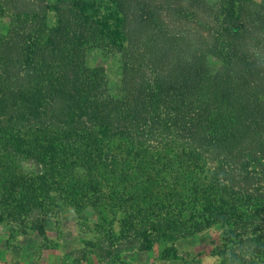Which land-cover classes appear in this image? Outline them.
Segmentation results:
<instances>
[{"label":"trees","instance_id":"obj_1","mask_svg":"<svg viewBox=\"0 0 264 264\" xmlns=\"http://www.w3.org/2000/svg\"><path fill=\"white\" fill-rule=\"evenodd\" d=\"M1 13L0 223L44 238L54 199L93 211L99 259H175L178 239L217 225L215 264H264V0H0ZM88 45L119 56L116 94L84 65Z\"/></svg>","mask_w":264,"mask_h":264},{"label":"rangeland","instance_id":"obj_2","mask_svg":"<svg viewBox=\"0 0 264 264\" xmlns=\"http://www.w3.org/2000/svg\"><path fill=\"white\" fill-rule=\"evenodd\" d=\"M212 2L214 0H207ZM8 22V17L5 13L0 14V33L4 31ZM48 22H52L51 16H48ZM84 65L88 68L100 67L107 81V86L112 94H116L120 82L122 80V72L120 66L119 56L114 53H109L104 51L97 45H88L85 48L84 53ZM205 65L207 67V76L199 82L196 92H195V102L201 104L205 109L211 107L212 98L209 95L210 80L211 76L216 72L220 66V61L214 56H207L205 59ZM53 206H55V212L47 215L54 220V229L59 235L61 233L62 227L66 224L71 223V213L67 211L73 209L71 206L54 199L51 200ZM74 210V209H73ZM73 214L76 217V224L74 233L77 237L73 240L74 246L83 245L88 240H91L97 236L99 227L95 220V215L89 207L83 209L74 210ZM40 224V220L38 222ZM71 228V224H70ZM31 229L24 228L21 223L15 221H3L0 223V241L6 240L9 244L16 243L20 240L21 234L28 233ZM113 230L117 228L113 225ZM36 233V230L32 229ZM219 232V227L217 225H212L207 227L189 237L178 239L173 244V249L175 250L176 258L174 260L165 261L160 258L157 254V249L153 248L155 253V264H184L183 259L190 260L191 258H197V264H215V258L209 254L213 242L216 240ZM29 234V233H28ZM20 236V237H19ZM59 238L57 236L46 239L40 237L39 245H56ZM86 251L89 247H86ZM93 252L92 250H90ZM72 255V254H71ZM80 254H75L74 256L67 257L66 259L74 260L79 259ZM183 258V259H182Z\"/></svg>","mask_w":264,"mask_h":264},{"label":"crops","instance_id":"obj_3","mask_svg":"<svg viewBox=\"0 0 264 264\" xmlns=\"http://www.w3.org/2000/svg\"><path fill=\"white\" fill-rule=\"evenodd\" d=\"M68 209L67 211L71 213V228L70 224H66L62 227L59 235L54 229L55 222L53 219L48 216L40 218L44 237L50 239L57 236L59 240L56 245H39L40 236L31 229L28 231L29 234L27 232L21 234L20 240L16 243L9 244L6 240L0 241V264H155V253L152 247L144 250L120 251L118 259L111 261L99 259L94 252L90 251L88 243L94 238L82 246H74L73 240L77 237L76 233L73 232L76 217L73 214L74 210ZM86 247H89V250L86 251ZM77 253L81 255L79 259L69 261L66 259ZM170 260L174 259L165 261Z\"/></svg>","mask_w":264,"mask_h":264}]
</instances>
